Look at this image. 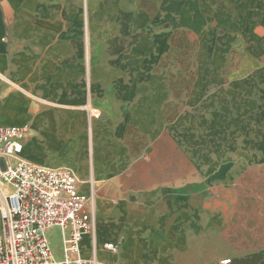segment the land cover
<instances>
[{"label": "crops", "instance_id": "0c3cea01", "mask_svg": "<svg viewBox=\"0 0 264 264\" xmlns=\"http://www.w3.org/2000/svg\"><path fill=\"white\" fill-rule=\"evenodd\" d=\"M218 1L225 7H216ZM80 2L0 0V128L27 126L22 159L71 170L82 193H88L89 182L93 183L100 259L109 264H133L132 256L154 260L160 252L198 255L187 248L186 242L195 239L187 236V230H194L190 226L198 230L209 227V169L197 171L196 180L178 184L176 168L159 171L133 167L147 163L145 115L142 110H131L129 91L111 86L114 76L108 68L99 77L96 67L100 59L91 57L87 67L81 55L84 32ZM153 9L160 22L169 20L175 26L180 19L185 24L191 18L198 23L200 17L216 12L224 37L242 28L240 42L225 56V63L238 61L247 69L201 74V81L248 83L251 78L244 75L263 61L264 0H153ZM238 48H246V52L238 53ZM203 88L198 90V103L207 108L210 95L207 97ZM233 90V95H241ZM88 104L99 116L89 118L85 110ZM171 105V100L155 99V120L150 122L157 125V120L163 127L162 120L166 111L171 112ZM169 135L165 140L176 150V138L171 131ZM161 137H154L152 143L157 144ZM194 173L191 170V177ZM105 243L118 244L117 251L104 252L101 247ZM81 249L83 256L89 257L88 237ZM262 260L264 251H253L239 257L236 264H264Z\"/></svg>", "mask_w": 264, "mask_h": 264}, {"label": "rangeland", "instance_id": "374dc122", "mask_svg": "<svg viewBox=\"0 0 264 264\" xmlns=\"http://www.w3.org/2000/svg\"><path fill=\"white\" fill-rule=\"evenodd\" d=\"M215 5L225 7L220 1ZM79 7L84 32L81 55L87 67L91 57L100 59L96 67L99 75L108 68L114 76L111 86L129 91L131 110H142L145 115L147 163L133 167L176 168L178 184L196 180L197 171L209 169V227L186 229L187 236L195 237L186 242L187 248L198 255L160 252L154 260L132 256L133 264H220L228 259L236 264L249 252L264 251V48L260 50L263 61L244 75L251 78L248 83L228 79L205 82L201 74L247 69L238 61L225 63L229 51H235L240 42L242 28L224 37L216 12L200 17L198 23L187 18L190 22L185 24L180 19L175 26L154 17L153 0H81ZM237 52L244 53L246 48ZM202 87L206 96L210 95L207 108L198 103ZM233 89L241 95H233ZM160 98L172 102L163 127L157 120V125L150 122L155 120V99ZM88 106L85 110L90 119L99 116L91 104ZM169 130L176 138V150L165 140ZM160 135L161 140L153 144L154 137ZM191 170L195 172L192 177ZM47 237L54 257L60 259L59 230L48 232Z\"/></svg>", "mask_w": 264, "mask_h": 264}, {"label": "built area", "instance_id": "2783aa9c", "mask_svg": "<svg viewBox=\"0 0 264 264\" xmlns=\"http://www.w3.org/2000/svg\"><path fill=\"white\" fill-rule=\"evenodd\" d=\"M27 132V126L0 128V264H109L97 255L93 183L82 193L71 170L22 159ZM53 229L61 236L60 259L47 237ZM85 237L89 257L81 249ZM117 248L116 243L101 247L107 253Z\"/></svg>", "mask_w": 264, "mask_h": 264}]
</instances>
